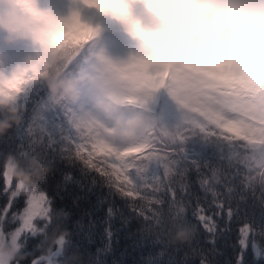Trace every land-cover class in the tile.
<instances>
[{
  "label": "trees",
  "instance_id": "16d2710c",
  "mask_svg": "<svg viewBox=\"0 0 264 264\" xmlns=\"http://www.w3.org/2000/svg\"><path fill=\"white\" fill-rule=\"evenodd\" d=\"M88 52L86 42L64 45L38 69L0 92V100L5 101L0 105L4 229L16 226V212L24 206L27 193L16 191L17 179L43 192L48 203L45 215L32 220L35 231L18 237L9 264H31L55 251L52 264H201L206 233L189 210L175 209L186 223L173 218L169 194L162 189L169 180L174 186L180 184L181 173L192 180L197 169L211 163L199 152L182 156L191 139L198 138L220 146L225 155L244 165L250 172L247 179L259 193L264 184V100L261 131L248 141L186 107L181 100L194 76L176 62L164 63L165 76L156 91L152 117L140 135L143 145L127 156L137 171L128 176L91 142L80 145L67 119L72 99L63 87L56 91L51 87L53 83L77 86L90 62ZM261 88L264 99V78ZM7 163L12 164L10 186L3 174ZM100 166L105 167L103 172ZM131 186L140 189L144 198L136 199ZM176 190L179 193V187ZM181 232L189 236L177 241ZM250 259L264 264V247L252 248ZM214 260L230 264L231 248L221 244Z\"/></svg>",
  "mask_w": 264,
  "mask_h": 264
},
{
  "label": "rangeland",
  "instance_id": "374dc122",
  "mask_svg": "<svg viewBox=\"0 0 264 264\" xmlns=\"http://www.w3.org/2000/svg\"><path fill=\"white\" fill-rule=\"evenodd\" d=\"M108 2L112 0H13L26 17L21 30L27 39L11 40L16 30L2 25L6 8L0 4V92L38 69L62 46L86 42L90 62L73 87L67 118L81 146L91 142L112 161L127 160L139 150L167 62H176L194 76L181 100L186 107L248 141L259 135L263 78L246 76L234 65L235 54L244 44L234 28L210 16L191 19L179 7L187 0H122L130 6L126 21L95 6ZM149 2L162 6L159 13L147 8ZM74 13L92 33L71 19ZM133 24L139 25L143 36L133 35ZM102 145L105 151L99 149ZM11 172L12 164L7 163L3 173L7 186ZM15 185L16 191L23 189L27 194L16 212V226L5 230L3 213L0 216V264H9L18 237L35 231L32 220L44 216L48 205L45 194L25 180L17 179ZM55 253L39 256L31 264H52Z\"/></svg>",
  "mask_w": 264,
  "mask_h": 264
},
{
  "label": "snow or ice",
  "instance_id": "6c2138e0",
  "mask_svg": "<svg viewBox=\"0 0 264 264\" xmlns=\"http://www.w3.org/2000/svg\"><path fill=\"white\" fill-rule=\"evenodd\" d=\"M95 6H99V3ZM71 19L85 32L92 33L93 30L87 25L79 24L78 13H74ZM133 32L135 35H144L138 24H133ZM99 149L105 151L103 145ZM189 151L201 153L204 159L211 163L197 169L192 180H189L185 173H181L180 184L174 186L172 180H169L164 185L162 191L169 194V213L173 218L186 223L184 215H177L175 209L179 206L182 211H191L197 224L206 233L208 244L203 249L206 256L201 260V264H216L214 254L221 244H227L231 248L233 261H230V264H253L250 250L256 245L264 247V196L260 195L264 193V184L260 185L258 193L256 185L247 179L249 170L233 160L231 155H225L220 146L193 138L182 156ZM112 165H118L128 176L137 171L131 157L127 160L124 157L119 160L114 158ZM104 168L100 166V171L103 172ZM117 186L119 187L118 183ZM131 188L136 199L144 198L140 189L134 186ZM124 191L128 192L129 189ZM245 192L251 195H244ZM43 199L46 201L47 197Z\"/></svg>",
  "mask_w": 264,
  "mask_h": 264
},
{
  "label": "clouds",
  "instance_id": "9594fccd",
  "mask_svg": "<svg viewBox=\"0 0 264 264\" xmlns=\"http://www.w3.org/2000/svg\"><path fill=\"white\" fill-rule=\"evenodd\" d=\"M0 4L6 8L2 25L16 30V35L10 36L9 39H27L21 30L26 25V17L22 11L14 6L13 0H0ZM96 7L101 13L110 14L121 21H126L130 17V6L122 0H112V2L101 3ZM161 7L152 2L147 4V8L153 13H159ZM179 7L183 8L193 20L210 16L234 28L244 38V44L233 59L234 65L246 76L264 78V0H187ZM133 35H135L134 32ZM51 87L53 91L63 87L65 94L75 96L71 85L53 83ZM4 103L5 101L0 100V105ZM99 106L104 107L103 104ZM188 236V232H181L176 240L184 241Z\"/></svg>",
  "mask_w": 264,
  "mask_h": 264
}]
</instances>
